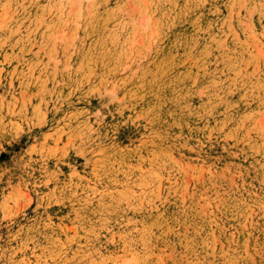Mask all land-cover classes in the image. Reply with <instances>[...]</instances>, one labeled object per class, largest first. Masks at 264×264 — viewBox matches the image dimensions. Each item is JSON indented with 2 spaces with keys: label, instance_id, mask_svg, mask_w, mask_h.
Returning a JSON list of instances; mask_svg holds the SVG:
<instances>
[{
  "label": "rangeland",
  "instance_id": "374dc122",
  "mask_svg": "<svg viewBox=\"0 0 264 264\" xmlns=\"http://www.w3.org/2000/svg\"><path fill=\"white\" fill-rule=\"evenodd\" d=\"M264 264V0H0V264Z\"/></svg>",
  "mask_w": 264,
  "mask_h": 264
},
{
  "label": "bare ground",
  "instance_id": "6f19581e",
  "mask_svg": "<svg viewBox=\"0 0 264 264\" xmlns=\"http://www.w3.org/2000/svg\"><path fill=\"white\" fill-rule=\"evenodd\" d=\"M141 264V263H140Z\"/></svg>",
  "mask_w": 264,
  "mask_h": 264
}]
</instances>
